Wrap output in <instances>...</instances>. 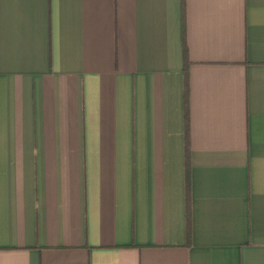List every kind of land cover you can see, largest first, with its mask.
Segmentation results:
<instances>
[{
  "label": "crops",
  "instance_id": "obj_1",
  "mask_svg": "<svg viewBox=\"0 0 264 264\" xmlns=\"http://www.w3.org/2000/svg\"><path fill=\"white\" fill-rule=\"evenodd\" d=\"M0 264H264V0H0Z\"/></svg>",
  "mask_w": 264,
  "mask_h": 264
},
{
  "label": "trees",
  "instance_id": "obj_2",
  "mask_svg": "<svg viewBox=\"0 0 264 264\" xmlns=\"http://www.w3.org/2000/svg\"><path fill=\"white\" fill-rule=\"evenodd\" d=\"M185 99H186V110H187V77H186V93H185ZM187 129H188V124H187ZM191 237V228H190V225H189V228H188V239H190Z\"/></svg>",
  "mask_w": 264,
  "mask_h": 264
}]
</instances>
